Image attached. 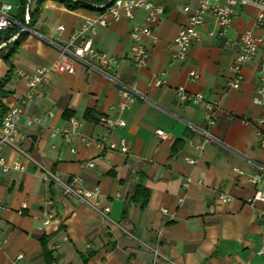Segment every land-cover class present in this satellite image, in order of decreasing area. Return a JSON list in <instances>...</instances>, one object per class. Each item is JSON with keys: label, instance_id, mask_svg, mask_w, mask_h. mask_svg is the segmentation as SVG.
<instances>
[{"label": "crops", "instance_id": "1", "mask_svg": "<svg viewBox=\"0 0 264 264\" xmlns=\"http://www.w3.org/2000/svg\"><path fill=\"white\" fill-rule=\"evenodd\" d=\"M2 3L11 5L9 14L15 17L19 2ZM163 5V15L143 39L149 56L143 68L128 60L129 31L142 24V10H135L132 20L110 22L93 36L94 46L116 59L115 78L138 95L127 109H117L115 81L96 65L78 60L73 61V73H49L42 95L23 104L18 130L25 139L20 147L32 160L3 147L6 162L19 161L23 169L0 171V264H264L259 253L264 243V216L259 212L264 203L247 202L257 188H264V149L258 145L254 124L264 106L252 101L258 59L242 65L237 88L226 84L234 41L246 29L254 35L260 32L253 28L255 10L236 7L222 36L217 35L214 18L206 15L185 59L175 61L173 37L194 11L196 0H164ZM33 6L34 0L30 11ZM96 11L69 10L54 0L42 3L17 52L8 62L0 58V80L10 71L3 88L9 94L0 97V111L19 102L26 91L14 70L49 66L70 32ZM19 25L23 28L25 23ZM57 25L64 27L60 35ZM190 70L198 74L193 81ZM161 72L166 84L153 85V77ZM179 86L217 101L216 121L209 129L214 140L201 151L194 144L201 141L199 129L205 126L202 106L178 102L174 89ZM31 115H38L40 123L26 127ZM69 116L88 117L82 131L94 138L105 130L100 117L124 120V127H113L108 135L114 142L124 137L128 152L101 151L81 143L70 152L60 137L49 134ZM157 129L166 134L164 139L156 135ZM187 158L196 162L190 164ZM89 160L93 167L81 166ZM41 167L62 181L80 175L85 188L99 185L101 196L90 201L107 205L108 218L45 180ZM254 174L262 177L258 185L249 180ZM219 193L232 198L222 202ZM46 197L53 201L54 214L37 230ZM151 248L159 254L154 256Z\"/></svg>", "mask_w": 264, "mask_h": 264}, {"label": "built area", "instance_id": "2", "mask_svg": "<svg viewBox=\"0 0 264 264\" xmlns=\"http://www.w3.org/2000/svg\"><path fill=\"white\" fill-rule=\"evenodd\" d=\"M164 0H106L103 4L92 5L95 9L104 8L102 12L96 11V14L86 16L83 21L74 28L66 41L59 45V56L49 66L35 67L31 71L15 69L14 74L21 77L26 86V91L19 102L5 109L0 117V171L7 173L11 170H22L23 166L19 161H14L13 164H8L2 154L3 147L9 146L17 150L20 154L29 160H32L20 147V142L25 139V135L18 130V122L23 116V104L32 98L42 95V87L48 80V74L51 72L58 73H73V61L78 60L89 67L96 65L107 76L117 84V109L122 111L127 109L137 98V94L126 84L117 80L113 74V65L117 62L115 58L109 56L103 51L98 50L93 44V36L101 27L107 26L110 22H117L121 18L132 20L134 11L140 9L144 12L142 24H134L129 31L130 49L128 60L137 69L143 68L148 62V49L144 43V37L151 35L153 25L158 22L164 13ZM32 0H27L24 8V23L29 21L30 5ZM236 7H251L255 10L253 15V28L259 29L258 35H254L251 29H246L241 32L234 41L236 46L235 53L228 64L230 77L226 84L228 87L237 88L241 79V67L244 63L258 59L256 67V75L258 83L254 89L252 101L257 106H264V0H196L194 11L186 17L185 23L179 27L173 37V52L171 57L175 61L185 59L188 49L196 37V30L203 25L206 15L210 14L215 21L218 29V36H222L232 22V15ZM11 5L2 3L0 6V32L8 29L14 22L13 17L9 14ZM27 26H23L21 30H26ZM57 34L60 35L63 31V25H57ZM212 33L209 32V35ZM16 35L8 38L0 43V47L14 39ZM198 74L194 70L188 72V78L195 80ZM152 84L162 86L166 84L165 74L161 72L159 76L152 79ZM175 97L178 102L184 105H201L204 127L199 129L201 141L194 144L199 151L203 150L205 143L214 140L209 129L215 124L216 109L218 107L216 100H206L201 92H189L179 86L174 89ZM141 97L145 99V96ZM51 115V112H49ZM99 122L105 125L98 138L91 137L82 131L84 120L76 116H70L63 125L52 127L50 129L51 137H60L62 141L69 146V151H76L77 143H81L85 147L95 146L101 151H119L121 153L128 152V143L124 137H121L118 142L109 139L108 130L113 127H124L125 121L119 118L100 117ZM40 123L38 115L26 117V127H32L34 124ZM255 135L258 145L264 149V112L254 120ZM161 139L166 137V134L161 130L155 131ZM188 163L194 164V159L187 158ZM82 167H93L92 160L83 162ZM43 168V167H41ZM45 180H50L56 183L63 193L75 196L93 211L98 213L103 218H108L109 207L107 205L100 206L97 201H90L91 198H99L101 190L99 185L92 188H85L82 185V177L74 175L68 181H62L59 177L53 174L50 170L43 168ZM261 175L254 174L249 177L251 183L258 185L261 182ZM189 181L184 183L188 185ZM231 195L219 193L218 199L222 202L231 200ZM181 201V199L179 200ZM259 201L264 203V188H257L251 199L247 202L253 203ZM166 212L165 208L161 209ZM53 201L50 197H46L43 202L42 221L37 227L41 230L49 220L53 217ZM259 215L264 216V209L259 212ZM146 246V245H145ZM151 250L154 256L159 253L153 248ZM259 253L264 255V243H262Z\"/></svg>", "mask_w": 264, "mask_h": 264}, {"label": "trees", "instance_id": "3", "mask_svg": "<svg viewBox=\"0 0 264 264\" xmlns=\"http://www.w3.org/2000/svg\"><path fill=\"white\" fill-rule=\"evenodd\" d=\"M44 1L46 0H34V6L29 13V21L25 26L27 27L31 26L33 20L36 18L38 14V10L40 6L42 5ZM54 1L61 3L65 8L69 10H74L77 8L93 9L95 7H93L92 5L103 4L106 0H54ZM26 2L27 0H19L18 12L16 16L13 17L14 22L8 29H6L3 32H0V43L12 37L13 35H16V37L12 41L4 45V48L0 47V58L6 62H8L9 58L12 57L17 52L20 43L22 42V40L25 38L27 34V31L21 30L22 28L19 25V24L24 25V8L26 5ZM97 10L102 12L104 8H100ZM9 76H10V71L7 72V74L0 80V97H4L9 94L8 91H5L3 89ZM4 111L5 110L0 111V117L2 116ZM69 117H67L66 119H68ZM86 119H88V117L83 118V120H86ZM141 191L146 197V191L143 188H141ZM40 240H41V244L44 245L45 238L41 237Z\"/></svg>", "mask_w": 264, "mask_h": 264}, {"label": "rangeland", "instance_id": "4", "mask_svg": "<svg viewBox=\"0 0 264 264\" xmlns=\"http://www.w3.org/2000/svg\"><path fill=\"white\" fill-rule=\"evenodd\" d=\"M5 2H11V4L14 6V4H17L18 0H4Z\"/></svg>", "mask_w": 264, "mask_h": 264}]
</instances>
